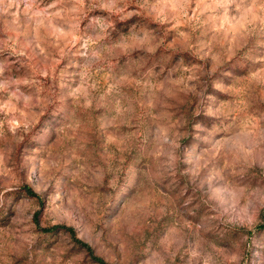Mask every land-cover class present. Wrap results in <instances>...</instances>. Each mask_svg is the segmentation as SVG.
I'll return each instance as SVG.
<instances>
[{"label":"rangeland","instance_id":"obj_1","mask_svg":"<svg viewBox=\"0 0 264 264\" xmlns=\"http://www.w3.org/2000/svg\"><path fill=\"white\" fill-rule=\"evenodd\" d=\"M0 264H264V0H0Z\"/></svg>","mask_w":264,"mask_h":264}]
</instances>
